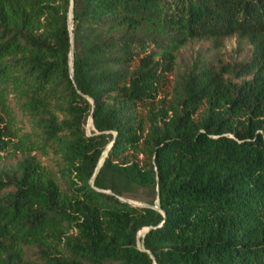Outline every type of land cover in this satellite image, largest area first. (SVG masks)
Instances as JSON below:
<instances>
[{
    "label": "trees",
    "instance_id": "16d2710c",
    "mask_svg": "<svg viewBox=\"0 0 264 264\" xmlns=\"http://www.w3.org/2000/svg\"><path fill=\"white\" fill-rule=\"evenodd\" d=\"M71 3L0 0V264H264V0Z\"/></svg>",
    "mask_w": 264,
    "mask_h": 264
},
{
    "label": "rangeland",
    "instance_id": "374dc122",
    "mask_svg": "<svg viewBox=\"0 0 264 264\" xmlns=\"http://www.w3.org/2000/svg\"><path fill=\"white\" fill-rule=\"evenodd\" d=\"M251 51V44L247 41L240 42L236 35L227 37L224 46L220 49H216L210 40L196 39L181 50L179 68L184 69L188 67L191 61L198 55H205L216 61H238L249 58ZM4 115L7 119V114L4 113ZM20 117H22V115H20ZM26 127L28 128V124ZM91 129H93V124L91 123V120H88L86 130L90 132ZM139 197L140 199H136L135 201L141 203L140 205H144L148 194L145 191H142L139 193Z\"/></svg>",
    "mask_w": 264,
    "mask_h": 264
},
{
    "label": "water",
    "instance_id": "95a60500",
    "mask_svg": "<svg viewBox=\"0 0 264 264\" xmlns=\"http://www.w3.org/2000/svg\"><path fill=\"white\" fill-rule=\"evenodd\" d=\"M71 16L73 17V0H72V3H71V7H70V12H69V17H70V20H72L71 19ZM70 28L72 29L73 28V24L71 23V25H70ZM71 35H73V33L71 32ZM73 61H74V52H73V50L71 51V70L73 71V69H74V67H73ZM92 101H93V99H91ZM90 120H92V116L90 117ZM111 145H112V142L111 143H109V145L106 147V149L104 150V153H103V155H102V157H101V159H100V161H99V165H98V167H97V169H96V171H95V175H96V173H97V171H98V169H99V166L103 163V160H104V158H105V155L107 154V151H108V149L111 147ZM94 175V176H95ZM92 182H94V177H93V179H92ZM104 191H108V192H111V190L110 189H103ZM123 199H125V200H127V201H129V202H131V203H134V204H141V203H138L137 201H135V200H133V199H129V198H125V197H122ZM144 205H150V204H147V203H145ZM153 206H155L156 207V205H153ZM151 228V226H146V227H144L142 230H144V231H147L148 229H150ZM142 230H140L139 231V235H141V231ZM157 264V263H156Z\"/></svg>",
    "mask_w": 264,
    "mask_h": 264
}]
</instances>
